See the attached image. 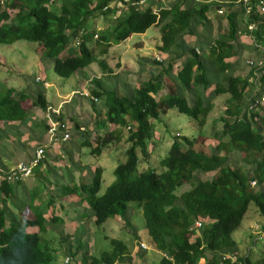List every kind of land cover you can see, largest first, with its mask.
Wrapping results in <instances>:
<instances>
[{
  "label": "trees",
  "instance_id": "1",
  "mask_svg": "<svg viewBox=\"0 0 264 264\" xmlns=\"http://www.w3.org/2000/svg\"><path fill=\"white\" fill-rule=\"evenodd\" d=\"M111 1L29 0L23 6V0H1L0 45H11L17 41L35 43L43 50L42 63L49 62L54 73L61 78L67 79L81 73L95 62L102 66V71L112 73L103 61L95 57L91 46L98 36L94 38V29L86 26L87 19L95 13L106 16L115 14L118 3L110 9L108 5ZM116 1L121 5L126 4L128 9L118 17L111 32V41L108 37L99 40L108 45L119 44L131 34H141L159 25L161 44L158 50L165 56L166 66L164 68V63L154 62L162 67L161 72L155 80L147 81L144 88L133 91L129 96H120L116 91L107 90L95 82L99 90L92 89L88 93L97 98L98 103L99 99H103L106 121L121 127H130L132 122L135 124L127 138L128 146L124 151L126 160L114 168V181L103 194L99 195L102 170L96 168L86 187L82 184L74 185L71 189L63 186V196L75 193L80 197L92 210L95 226H104L107 220L117 217L126 221L128 204H140L146 233L155 249L162 254L159 264H264V257L256 261H251L248 256L237 258L236 241L232 237L250 205L257 209L264 228V106L257 111L248 110L244 101L247 83L242 81L241 76L227 78L226 86L219 83L221 74L241 63L236 60L235 45L243 28L258 47L264 48V19L253 14L244 20V27H241L237 17L244 11L243 8L239 6L233 9L230 6L226 15L227 35L215 39L213 44L201 41V52L197 53V48L189 46L184 36L193 34L191 20L194 17L207 20L211 5L183 10L175 4L155 14L156 6L149 0L142 7L140 0ZM248 24H253L254 28L248 30ZM81 29H84V34L80 37L79 45L73 44L75 47L71 54L65 56V51ZM175 47L182 51L183 58L175 76L176 81L190 100L173 90L167 92L164 98L156 99L154 95L161 90L160 77L172 72L174 59L171 53ZM205 50L208 51L206 58ZM208 74L212 75L211 79ZM251 74L259 88L256 93L259 97L264 94V64L253 67ZM212 80L215 82L213 95L209 98L202 97L200 93L195 95L196 98L192 96L195 87L207 91ZM38 83L43 88L44 82L40 80ZM15 93L14 89H5L0 95V124H6V130L14 134L17 133L16 128L26 126L31 118L22 105L23 94L17 93L16 98ZM219 95H226L225 109L219 118L221 134L227 137L226 143L220 142L215 152L207 154L195 147V138L173 136L160 162L162 171L156 173L147 168L138 173L136 149L139 148L147 156L146 144L153 136L150 120L158 121L169 110H176L203 126L212 109L213 99ZM36 96L42 110H45L47 105L43 97L40 94ZM90 103L97 111L98 103ZM59 120H62L61 117ZM41 126L47 129L45 123ZM99 126L106 134V125L101 123ZM39 141L35 136L28 138V142ZM94 141L96 146L90 148V153L100 155L108 143L107 139L97 135ZM86 144L91 147L89 142ZM233 154L238 158L243 157L242 165L228 163ZM11 160L14 163L17 161L15 157ZM199 174L212 175L179 192L185 183ZM252 181L255 182L253 187L250 185ZM19 185L20 182L0 183V264H55L57 252L50 242L42 241L35 231L45 229V218L40 212L32 219L23 220L10 210V224L4 222L5 203L12 208L10 204L15 200L14 189ZM32 192L36 195L38 190L33 189ZM196 221L202 222L197 233L193 229ZM28 229L32 231L28 232ZM85 246L86 243L78 244L71 254L79 264H115L121 257L129 256L127 246L118 239L110 240V250L99 256L89 255ZM226 255L230 258H224ZM232 257L236 261H232Z\"/></svg>",
  "mask_w": 264,
  "mask_h": 264
},
{
  "label": "rangeland",
  "instance_id": "2",
  "mask_svg": "<svg viewBox=\"0 0 264 264\" xmlns=\"http://www.w3.org/2000/svg\"><path fill=\"white\" fill-rule=\"evenodd\" d=\"M23 1V6L29 2V0ZM159 1L157 0V2ZM235 2L232 0H170L169 6L176 3L181 6V9L185 10L204 4L211 5L206 15L207 20H200L194 17L191 20L193 34H186L184 36V40L189 46H195L201 52L199 46L201 41L213 44L215 39L227 35L226 15L230 6L233 9L239 8V5H235ZM116 3H118V9L115 14L106 16L95 13L87 19L89 26L94 29L98 36L92 44L91 49L95 57L99 61H103L112 70V73L102 71V66L95 62L83 72L65 79L54 73L52 65L49 62L42 63V49L35 43L17 41L11 45H0V95H2L5 89L16 90V98L18 96L17 93H22L24 96L22 105L27 110L29 116H31L26 126L16 128L18 130L15 134L9 131L5 132L4 128L7 125L0 124L1 157L9 160L15 157L18 162H27L40 145L44 146L48 143L46 129L41 126L43 125V120L45 121V113L36 98V95L42 92V86L35 79L39 78L51 85L50 88L46 89L47 87L44 86L43 89H46L45 101L54 105L62 101V98L57 97L54 91L59 88L60 84L67 85L64 87L65 91L63 95L68 94L67 101L69 103L65 105L63 113H60L62 120L59 121L64 123L68 131L72 133L71 141L49 148L47 153L50 158H48L47 162L58 167H61V165L68 168L72 167L73 170H76L73 171L75 173H72L73 179L69 177L70 174L64 173L65 177L57 180L53 171L49 168L45 170L44 174H39V168H36L30 179H27L26 189L28 191L20 186L17 193L18 199L13 204H10L14 210L12 213L22 217L23 220L32 219L39 212L45 216L47 219L44 222L45 229L35 231L42 241L50 242L51 247L57 252L55 264H63L66 256L70 257L71 262L69 264H79L74 261L71 254L77 245L81 243H86L87 246L85 248L89 255L99 256L101 253L110 250V240L112 239L122 241L129 250V256L121 257L115 264H159L162 258V254L155 249L150 237L146 233L140 204L136 202L128 204L126 221L117 217L107 220L104 226H95V218L90 207L81 201L80 197L75 193L65 196L66 198L60 196L58 190L63 187L60 186L61 188L58 189L57 185L54 184L61 182L70 189L73 188L74 184H82L86 187L91 181L93 171L96 168H100L103 170L99 191V195H101L114 181V168L126 160L124 151L128 146L127 138L134 130L135 124L133 122L130 123L131 128L129 126L121 127L109 124L106 121L103 99H99L96 111L89 104L90 102L84 98V95H80V93L83 94L81 88L83 87L87 91H91L92 89L99 90L96 87L97 85H95V82H97L102 84L107 90H114L120 96H127L137 89L144 88L146 80L154 79V76L159 73L160 69L154 63L158 62L156 60L152 59L148 63L149 66L137 63L136 50L132 49V45L127 49L130 51V54L127 56V53H125L127 50L124 51L127 45L125 47H117L109 52L111 45L117 44L110 43L108 45V43L105 44L99 40L101 37H108L111 41V32L117 23L118 17L123 13V10L128 9L126 4L121 5L116 0L111 1L108 8H115ZM219 8H222V14L216 13ZM237 21L241 27H244V19L241 13H239ZM74 47L73 43H71L64 55H70ZM235 49L237 53L236 60L237 62L241 61V63L238 67L221 74L219 76V83L226 86L227 78L239 75L242 81L247 83L244 94L248 95L254 88V75L251 74L252 68L246 64V60L251 59L254 61L255 66H261L264 64V50L257 47L253 38L248 32L244 31V28L240 33V38L235 45ZM103 51H106V53ZM207 54L208 51L205 50V58ZM180 66L181 64L179 65L177 62L172 63L171 77H175ZM163 77H160L161 90L154 95L156 99L164 98L167 92L173 90L180 96L184 93V96L190 100L189 95L183 91L180 85L175 84V87L172 84L173 82H169V80V83H166ZM208 77L211 79L212 75L208 74ZM80 81L81 87L78 86V82ZM214 83L212 80V85L205 92L201 88L195 87L192 96L196 98L195 95L200 93L202 97L209 98L213 95ZM74 90H79L80 92L70 94ZM85 90L84 93H86ZM225 97L226 95H219L213 99L212 109L208 113L203 126H199L196 121L178 113L176 110H169L158 121L150 120L153 136L146 144L145 152L147 156L139 148L136 149V155L139 159L138 173L145 171L147 168L153 169L156 173L162 171L160 162L165 157L172 143L173 136L179 135L191 139L195 138V147L207 154L215 152L220 142L226 143L227 137L222 136V123L219 121V118L223 115ZM89 112L90 114L88 115ZM93 119H97L96 122L98 124L104 123L106 125V134L101 131V128L97 131V128L92 123ZM34 124L39 125V127ZM79 127H84V133H79ZM97 135L104 136L108 143L102 149L100 155H91L90 148L96 146L94 140ZM7 136H9L8 140L5 139ZM29 136H35L40 141L28 142ZM86 142H89L91 147ZM68 143L70 144L63 146ZM242 159V156L238 158L236 154H233L230 156L228 163L234 164L237 162L236 164L242 165ZM5 164L11 165V163ZM211 175L199 174L189 183H185L179 189V192L190 189L199 180L208 179ZM33 189L38 190L36 195L33 192L30 193ZM78 201L80 204L77 203ZM19 202L22 204H19ZM11 214L7 213L5 215L4 222L6 224H10ZM259 222L262 221L257 209L253 205H250L239 228L232 234V237L238 242V250L235 253L237 258L248 256L251 261H256L264 257V231L260 230L259 232V230L254 229V225ZM30 231L32 230L28 229V232ZM141 243H145L150 248L149 251L140 250L139 246Z\"/></svg>",
  "mask_w": 264,
  "mask_h": 264
},
{
  "label": "crops",
  "instance_id": "3",
  "mask_svg": "<svg viewBox=\"0 0 264 264\" xmlns=\"http://www.w3.org/2000/svg\"><path fill=\"white\" fill-rule=\"evenodd\" d=\"M12 1V0H11ZM150 1V3L151 4H154L156 7V9L155 10H159V9H170L173 5H175V4H173V5H170L169 6V3H170V0H160L159 2H157V0H149ZM233 1V0H232ZM145 3H147L146 2V0H140V7H142V6H144L143 4H145ZM139 4V3H138ZM181 7V6H180ZM219 9H222V8H219ZM86 26L87 27H90L89 26V24H88V21H87V23H86ZM159 29H160V26L158 25V26H153V27H151V28H149L147 31H145L144 33H141V34H131L129 37H127V38H125L121 43H119V44H117V45H111V47L109 48V52L110 51H113L114 49H116L117 47H125L126 45H127V47L125 48V50L124 51H126L128 48H129V46H133V48L132 49H135L136 51H135V56L137 57V59H138V64H142V65H147V66H149V64L148 63H150L151 62V60L153 59V60H155V57H158V58H160L161 59V62H158V63H164V68H165V66H166V62H165V56H163L160 52H159V50H158V47L160 46V32H159ZM149 30H151V32H149ZM150 33V34H149ZM174 52H172L171 53V57L174 59L172 62H177L179 65L181 64V62H183V58H182V51L179 49V48H174V50H173ZM177 51H179V52H177ZM42 52H43V50L41 51V54H42ZM125 53H127V56L130 54V51L129 50H127ZM176 53V54H175ZM158 68L160 69L159 70V73L161 72V70H162V67H160V66H158ZM158 73V74H159ZM171 73V72H170ZM170 73H168L167 75H165V74H163L162 76H164L163 78L165 79V82L166 83H169V82H173V85H179L178 84V82L176 81V77H171L172 75L170 74ZM157 74V75H158ZM156 75V76H157ZM156 76H154V78L156 77ZM176 76V75H175ZM168 80H169V82H168ZM42 81H44V80H42ZM146 81H149V79L148 80H146ZM44 82H46V81H44ZM46 84H47V88L46 89H48V88H50V84L49 83H47L46 82ZM172 85V84H171ZM176 85H175V87H176ZM65 86H67V85H65V84H60L59 85V88L58 89H56L55 91H54V93L57 95V97H60V98H62V101L60 102V103H58L57 105H54V104H49V103H47L46 101H45V95H46V89H41L42 90V92H39L38 94H40L42 97H43V99H44V101H45V104L47 105V106H51V107H53V108H60V113H63V110L65 109L64 107H65V105H68V101H67V96H68V94H66V95H63V92L65 91ZM78 86H80L81 87V81L80 82H78ZM40 90V91H41ZM84 88L82 87L81 88V91L84 93ZM87 93H88V91L87 90H85ZM74 92H80L79 90H74V91H71V93L70 94H73ZM81 94V93H80ZM194 94V93H193ZM180 96V95H179ZM181 97H185L184 96V93L181 95ZM69 99V98H68ZM86 99V98H85ZM87 101H89L90 102V100L89 99H87ZM89 104H91V103H89ZM224 109H225V107H224ZM90 114V112L88 113V115ZM96 114V113H95ZM65 115H68V114H65ZM91 117H92V114H91ZM69 119H70V117H68ZM98 119V118H97ZM97 119H93V125H95V127L97 128V131L98 130H100V126H99V124L96 122V120ZM43 123H44V120H43ZM8 127H6V128H4V131L6 132ZM8 138H9V136H7L5 139L6 140H8ZM80 138V137H79ZM70 143H68V144H66V145H63V146H67V145H69ZM66 148V147H65ZM48 158H50L49 157V155H48V153H46V157H45V159L43 160V162H42V164L41 165H39L37 168H39V170H38V172H39V174H44L45 173V170H47L48 168L50 169V170H52L53 171V173H54V176H55V178L58 180V179H60V178H62V177H65V174L66 173H68V174H70L69 175V177H71V179H73V174L72 173H75V172H73V171H76V170H73L72 169V167H70V168H68L67 166H63V165H61V167L59 166H56V165H52L51 163H49V162H47L48 161ZM31 159V158H30ZM29 159V160H30ZM18 161H16V163H17ZM21 162V161H20ZM5 163H11V165H6ZM16 163H14V160H9V159H5L4 157H1V159H0V166H2V167H0L1 169H10V168H12V166L14 165V164H16ZM63 166V167H62ZM58 167V168H57ZM36 169V168H35ZM90 171V170H89ZM103 171V170H102ZM65 173V174H64ZM30 178H28V180H29ZM28 180H24V181H22V182H20L21 183V185H19L18 187H16V189H14V196H15V200H17L18 198V195H17V193H18V189L20 188V186L21 187H24L23 189L25 190L26 189V183L28 182ZM24 184H25V186H24ZM55 185H57L56 187L59 189V188H61L60 186H67V185H65L64 183H54ZM72 184H73V180H72ZM75 185V184H74ZM74 187V186H73ZM56 188V189H57ZM26 191H28L27 189H26ZM30 191V190H29ZM32 191H30V193H31ZM58 194L60 195V196H63V194H62V188L60 189V190H58ZM29 195H31V194H29ZM64 198H66L65 196H63ZM14 200V201H15ZM16 202V201H15ZM21 202H19V204H20ZM78 204H80L79 203V201L77 202ZM22 204V203H21ZM6 205H9L7 202L5 203V209H6V214L7 213H10L9 211L11 210V211H13L14 212V210L12 209V208H9L8 206H6ZM21 206H23V205H21ZM44 218H45V216H43ZM22 218V217H21ZM47 221V219L45 218V221L44 222H46ZM79 222V221H78ZM235 239V238H234ZM235 241H236V247L238 246V242H237V240L235 239ZM238 250V249H237ZM236 253V252H235ZM236 255V254H235Z\"/></svg>",
  "mask_w": 264,
  "mask_h": 264
},
{
  "label": "built area",
  "instance_id": "4",
  "mask_svg": "<svg viewBox=\"0 0 264 264\" xmlns=\"http://www.w3.org/2000/svg\"><path fill=\"white\" fill-rule=\"evenodd\" d=\"M235 5L238 4L243 8V12L241 13L244 20L249 19L253 14H255L258 17H261L264 19V0H235ZM134 5H139L135 3ZM160 10V9H159ZM159 10H155L154 13L157 14ZM218 14H222L223 10L218 9L216 11ZM254 28L253 24H248L247 29L252 30ZM84 34V29H81L79 31V34L73 39V44L75 46H78L80 43V37ZM94 38H97V35H94ZM197 53H199L198 49H195ZM156 61L161 62V59L158 57H155ZM246 64L249 67H254V62L252 60H247ZM36 81L39 82L40 79L36 78ZM43 86L47 87L46 83H43ZM253 91L248 94L244 95V101L246 103V107L250 111H257L258 108L264 106V94L260 95L259 97L256 96V93L258 92V86L255 84V81L253 83ZM81 95H84L85 98L89 99L90 101H93L94 103H98V99L91 96L89 93H81ZM59 114L58 109L53 108H47L45 113V119L47 123V129L46 134L48 137V143L44 146L39 147L37 150H35L32 158L29 162H18L15 164L12 168L8 170L0 169V183L2 181H6L9 183H17L22 182L26 179H28L32 175L33 168L42 160L45 154V150L54 147L57 144L67 142L71 138V133L68 131V128L65 127L64 123H61L57 116ZM129 128V127H128ZM79 132H84V127H79ZM250 185L253 187L255 186V182H250ZM1 196V194H0ZM263 222L256 223L254 225L255 230H263L264 228ZM202 227L201 221L194 222L193 229L198 232V230ZM143 250H147L148 247L146 244L141 243L139 246ZM224 258L229 259V256H224ZM68 258L65 259V263L68 262ZM232 261H236L233 257L231 258Z\"/></svg>",
  "mask_w": 264,
  "mask_h": 264
},
{
  "label": "clouds",
  "instance_id": "5",
  "mask_svg": "<svg viewBox=\"0 0 264 264\" xmlns=\"http://www.w3.org/2000/svg\"><path fill=\"white\" fill-rule=\"evenodd\" d=\"M257 47H258V46H257ZM258 48H261L262 50H264V48H262V47H258ZM248 60H251V59H248ZM246 61H247V60H246ZM252 61H253V60H252ZM158 62H159V61H158ZM253 62H254V61H253ZM254 67H255V65H254ZM250 68H253V67H250ZM35 80H36V79H35ZM40 80H41V79H40ZM41 81H42V80H41ZM43 82H44V81H43ZM44 83H46V82H44ZM43 88H44V86H43ZM80 95H81V94H80ZM84 98H85V97H84ZM86 99H87V98H86ZM49 107H50V108H53V107H51V106H46V109H45L43 112L46 113V110H47V108H49ZM53 109H58V110H59V114H58V116H57V119L59 120V117H60V108H53ZM45 121H46V119H45ZM45 121H44V123H45V125H47V123H46ZM60 121H61V120H60ZM78 129H79V128H78ZM79 133H84V132H79ZM71 136H72V133H71ZM69 141H71V139H70ZM67 142H68V141H67ZM63 143H65V142H63ZM45 145H46V144H45ZM41 146H43V145H40L39 147H41ZM39 147H38V148H39ZM48 150H49V149H46V150H45V154H44V157L42 158V160H44V158H45L46 153H47ZM31 158H32V157H31ZM29 161H30V160H29ZM29 161H28V162H29ZM40 161H41V160H40ZM21 162H22V161H21ZM37 165H38V164H37ZM37 165H36V166H37ZM13 166H14V165H13ZM13 166H12V167H13ZM36 166H35V167H36ZM35 167H34V168H35ZM34 168H33V169H34ZM0 169H1V168H0ZM32 173H33V171H32ZM31 176H32V175H31ZM31 176H30V177H31ZM30 177H29V178H30ZM26 180H27V179H26ZM0 202H1V199H0ZM144 244H145V243H144ZM139 249H140V250H143V249H141L140 247H139ZM149 249H150V248L148 247L147 250H143V251H149ZM66 258L69 259L67 263H65V259H66ZM65 259L63 260V264H69V263L71 262L69 256H66Z\"/></svg>",
  "mask_w": 264,
  "mask_h": 264
}]
</instances>
